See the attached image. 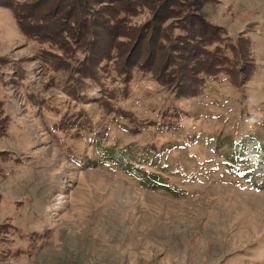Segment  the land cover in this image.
I'll return each instance as SVG.
<instances>
[{"label":"rangeland","instance_id":"rangeland-1","mask_svg":"<svg viewBox=\"0 0 264 264\" xmlns=\"http://www.w3.org/2000/svg\"><path fill=\"white\" fill-rule=\"evenodd\" d=\"M200 14L250 41L249 79L204 76L179 97L134 70L105 104L70 96L0 4V264H264V0Z\"/></svg>","mask_w":264,"mask_h":264},{"label":"trees","instance_id":"trees-1","mask_svg":"<svg viewBox=\"0 0 264 264\" xmlns=\"http://www.w3.org/2000/svg\"><path fill=\"white\" fill-rule=\"evenodd\" d=\"M197 2L0 0L14 11L23 32L41 44L47 68L66 72L65 90L70 96L87 99L93 94L105 104L129 94L134 70L152 71L179 97L198 95L204 76L225 72L236 80L239 75L246 79L253 75L256 64L250 41L229 36L200 14L206 3L219 0ZM143 13L150 15L149 20L142 25L133 22ZM107 78L118 85L110 88ZM10 120L0 97V135ZM84 120L81 116L73 127L88 129ZM10 227L0 223V244Z\"/></svg>","mask_w":264,"mask_h":264}]
</instances>
